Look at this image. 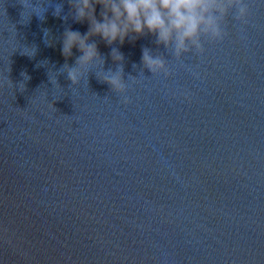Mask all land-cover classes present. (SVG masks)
<instances>
[{"label":"water","instance_id":"obj_1","mask_svg":"<svg viewBox=\"0 0 264 264\" xmlns=\"http://www.w3.org/2000/svg\"><path fill=\"white\" fill-rule=\"evenodd\" d=\"M213 43L214 95L226 208L237 264H264V0Z\"/></svg>","mask_w":264,"mask_h":264},{"label":"clouds","instance_id":"obj_2","mask_svg":"<svg viewBox=\"0 0 264 264\" xmlns=\"http://www.w3.org/2000/svg\"><path fill=\"white\" fill-rule=\"evenodd\" d=\"M57 4L61 14H57L54 7L53 15L67 20L71 13L74 22L88 24L86 33L68 28L62 35L61 54L65 59L73 55V48L80 53L74 65L62 66L72 86L79 84L89 67L102 59L96 43L88 42L92 37H99L107 46H112L152 36L157 45H162L180 61L186 54L202 55L205 41L222 42L228 36L226 22L233 10L232 18L240 26L238 32L243 39V25L250 15L246 0H68L67 15H62L63 4ZM97 5L100 6L99 18ZM141 51V64L151 75H171L168 59L153 55L148 47H142ZM110 55L117 70L105 72L100 80L111 92L121 94L123 103H128L124 95L128 86L123 75L124 55L115 47H111Z\"/></svg>","mask_w":264,"mask_h":264}]
</instances>
